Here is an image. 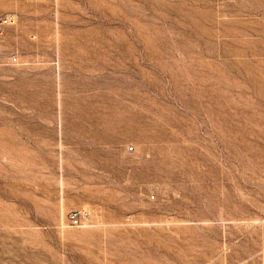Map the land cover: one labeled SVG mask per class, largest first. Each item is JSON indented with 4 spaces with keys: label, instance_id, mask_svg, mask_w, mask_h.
Here are the masks:
<instances>
[{
    "label": "rangeland",
    "instance_id": "1",
    "mask_svg": "<svg viewBox=\"0 0 264 264\" xmlns=\"http://www.w3.org/2000/svg\"><path fill=\"white\" fill-rule=\"evenodd\" d=\"M0 264H264V0H0Z\"/></svg>",
    "mask_w": 264,
    "mask_h": 264
},
{
    "label": "built area",
    "instance_id": "2",
    "mask_svg": "<svg viewBox=\"0 0 264 264\" xmlns=\"http://www.w3.org/2000/svg\"><path fill=\"white\" fill-rule=\"evenodd\" d=\"M78 217H79V213L78 212H73L70 215V221L75 224L78 221Z\"/></svg>",
    "mask_w": 264,
    "mask_h": 264
}]
</instances>
